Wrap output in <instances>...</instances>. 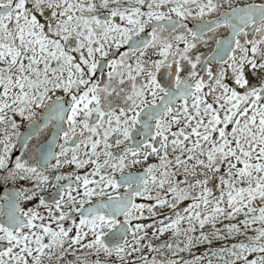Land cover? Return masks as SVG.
Instances as JSON below:
<instances>
[{"label":"snow or ice","instance_id":"1","mask_svg":"<svg viewBox=\"0 0 264 264\" xmlns=\"http://www.w3.org/2000/svg\"><path fill=\"white\" fill-rule=\"evenodd\" d=\"M0 264H264V0H0Z\"/></svg>","mask_w":264,"mask_h":264}]
</instances>
